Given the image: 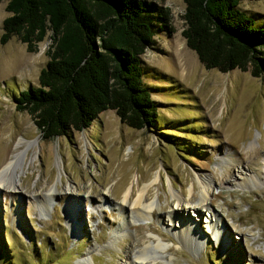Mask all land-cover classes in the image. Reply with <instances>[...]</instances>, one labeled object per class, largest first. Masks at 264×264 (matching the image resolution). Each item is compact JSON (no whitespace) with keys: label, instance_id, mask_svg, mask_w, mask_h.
I'll list each match as a JSON object with an SVG mask.
<instances>
[{"label":"rangeland","instance_id":"rangeland-1","mask_svg":"<svg viewBox=\"0 0 264 264\" xmlns=\"http://www.w3.org/2000/svg\"><path fill=\"white\" fill-rule=\"evenodd\" d=\"M146 2L168 8L173 28L160 30L153 19V41L141 55L158 105L154 127L130 128L107 109L80 132L41 139L12 99L37 85L51 37L35 52L16 35L0 44V172L15 154L26 156L19 188L0 190V264H131L144 247L147 264H264V77L205 69L181 33L183 0ZM6 3L0 0V35ZM239 7L264 26V0H242ZM157 172L161 178L146 200L158 197L160 207L147 221L130 214L123 237L117 228L124 224V194L132 186L133 202L134 179L147 184ZM196 174L213 180L207 202L221 218L213 231L203 215L186 213L172 198L170 188L188 198L194 184L196 199H188L205 213ZM53 187L55 194L41 204L38 195ZM172 209L190 218L199 237L168 221Z\"/></svg>","mask_w":264,"mask_h":264},{"label":"trees","instance_id":"trees-1","mask_svg":"<svg viewBox=\"0 0 264 264\" xmlns=\"http://www.w3.org/2000/svg\"><path fill=\"white\" fill-rule=\"evenodd\" d=\"M241 1L183 0L181 33L205 69L262 78L264 26L239 7ZM151 6L146 0H7L0 44L16 35L35 52L48 34L52 40L37 85L12 99L41 139L80 132L107 109L136 130L157 125L141 55L153 41V19L160 30L173 28L169 9Z\"/></svg>","mask_w":264,"mask_h":264},{"label":"bare ground","instance_id":"bare-ground-1","mask_svg":"<svg viewBox=\"0 0 264 264\" xmlns=\"http://www.w3.org/2000/svg\"><path fill=\"white\" fill-rule=\"evenodd\" d=\"M22 140H25V139H22ZM25 157H26L25 154L17 153L14 155L11 161L10 160L8 161V164L0 172V190L15 191L16 189L19 188V183H21L22 181L21 176L25 174V165H26ZM240 174L244 177L245 180L248 179L246 174L244 175L242 172H240ZM160 178H161L160 172H157L155 177L149 183L147 184L143 183V185H140L141 181L138 178V176L134 179V184L136 185L137 196L135 200H133V202L131 201L129 203L130 198H131L132 186H130L128 191L124 194L123 201H122L123 204L120 205V211L122 212V215L124 216V220H123L124 224H121L117 228V231L122 232L124 230V225H130L132 223L130 220V214L133 213L137 217H140L142 220L147 221L152 216L153 209L155 207L157 208L160 207L158 203V199H159L158 197L153 202H147L146 200L148 188L156 181H159ZM195 184L198 188V204L202 205L204 208H207V211H205V213L202 211V209H200L196 205H193V204L191 205L190 203L189 199L191 198L196 199L192 195V192L194 191V184L191 185L189 188V195H188L189 199L184 197L182 193L174 192L173 188H170L172 198L176 201V205H179V206L185 205L186 213H189L192 211L198 217L203 215L207 219L208 227L213 231L214 228L217 227V224L219 223L221 219L218 213L215 210H213L210 207L211 205H208V202H207V200L210 199V198L208 199V197L210 195V192L213 186V180L209 175L196 174ZM56 191H57V187H53L47 190L46 194L40 193L38 195V198L41 204H44L46 202V198L52 197ZM106 193L108 194L109 191ZM105 197L106 196L103 197V200L106 199ZM127 203H129V208H127L128 206L126 207ZM125 215L127 216L126 219H125ZM173 219H174V222L175 220L179 222L180 228H181L180 232L182 234H190V231L193 230V232H195L194 236L199 237L196 231L197 230L196 226L195 224L191 222L190 218H188V220L186 219L185 221V219L181 217L180 218L177 217L175 211L172 209L168 214V221L173 223ZM122 235L124 237V236H127L128 234L127 233L124 234V232H122ZM152 244L154 248H158V249L160 248L163 251L167 250V247L162 245L161 243L152 242ZM144 248L145 249L141 251L140 255H137L135 257V260L132 259L131 264H147L146 262L147 258H146V253H145L147 247H144ZM84 264H95V263L94 261L93 262L85 261Z\"/></svg>","mask_w":264,"mask_h":264}]
</instances>
